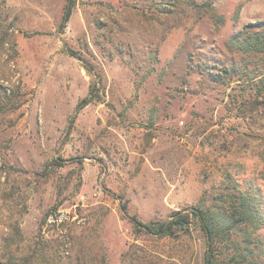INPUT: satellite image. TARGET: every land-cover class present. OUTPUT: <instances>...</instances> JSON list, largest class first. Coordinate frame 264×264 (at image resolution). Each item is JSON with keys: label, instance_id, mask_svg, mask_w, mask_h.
Wrapping results in <instances>:
<instances>
[{"label": "rangeland", "instance_id": "rangeland-1", "mask_svg": "<svg viewBox=\"0 0 264 264\" xmlns=\"http://www.w3.org/2000/svg\"><path fill=\"white\" fill-rule=\"evenodd\" d=\"M66 6L0 0V263L205 264L196 220L136 234L124 206L264 196V50L230 44L264 0H77L62 29Z\"/></svg>", "mask_w": 264, "mask_h": 264}, {"label": "trees", "instance_id": "trees-1", "mask_svg": "<svg viewBox=\"0 0 264 264\" xmlns=\"http://www.w3.org/2000/svg\"><path fill=\"white\" fill-rule=\"evenodd\" d=\"M76 2L77 0H67L62 29L69 21ZM219 19L222 21L223 18L220 16ZM253 27L262 30L252 32ZM230 44L239 51H263L264 20L245 25L231 37ZM71 53L76 52L71 50ZM86 67L89 68L87 65ZM90 71L97 75L92 69ZM98 83H102L101 77L94 80L89 95L81 99L77 110L101 98ZM55 163L61 164L58 160ZM126 208L124 206L136 234L158 238L178 239L183 235H190L191 224L196 220L206 238L205 264H264V196L262 188L251 182L245 188L237 186L231 202L221 199L210 206L175 209L164 220L143 221L136 215L128 214ZM55 209L53 207L46 211L41 220V228ZM218 244L222 247L221 254H217Z\"/></svg>", "mask_w": 264, "mask_h": 264}]
</instances>
